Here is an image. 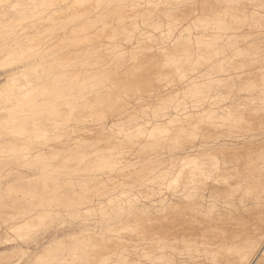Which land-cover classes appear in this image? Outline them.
<instances>
[{
    "label": "bare ground",
    "instance_id": "bare-ground-1",
    "mask_svg": "<svg viewBox=\"0 0 264 264\" xmlns=\"http://www.w3.org/2000/svg\"><path fill=\"white\" fill-rule=\"evenodd\" d=\"M14 153L10 264H264V0H0Z\"/></svg>",
    "mask_w": 264,
    "mask_h": 264
},
{
    "label": "rangeland",
    "instance_id": "rangeland-1",
    "mask_svg": "<svg viewBox=\"0 0 264 264\" xmlns=\"http://www.w3.org/2000/svg\"><path fill=\"white\" fill-rule=\"evenodd\" d=\"M54 27V26H53ZM48 28H50L49 26H48ZM41 34H43L42 32H40L39 33V35H41ZM20 68V67H19ZM18 69V67H16V70ZM20 155H21V153H19ZM19 154L17 153V155L14 153V162H12L13 160H12V158H10V155H12V154H10V155H7V156H9V158L7 157V156H5L6 157V159H5V157H4V159L6 160L5 162H3V158H1L0 159V168H2V170L0 171L2 174H3V180H11L12 179V177L13 178H15V177H17L16 176V174H14V172H15V170H18V171H22L21 173H26V174H31V173H33V172H35V171H37V169H39L40 167H42L43 166V169L44 170H47V168H46V164H47V162H49V160L47 161V159L49 158V157H58L59 155H61V154H57V155H54V156H51V154H49L48 156H46L44 153V155L46 156V158H45V156L42 154V156L46 159H44V160H42L41 162H40V158H38L37 156H35V158H33V157H30V156H32L31 154H28L27 156H28V158H26L25 159V161H24V159L22 160V155L21 156H19ZM30 155V156H29ZM41 156V157H42ZM11 157H13V155L11 156ZM19 157H21V160H20V158ZM36 157H37V160H36ZM59 157H61V156H59ZM24 158V157H23ZM30 158V159H29ZM32 158V159H31ZM10 159V160H9ZM39 159V160H38ZM35 163V165H33L32 166V164H34L32 161ZM17 161V162H16ZM24 162V163H21V165L22 166H18V163H19V165H20V162ZM27 161V162H26ZM11 162V163H10ZM30 162V163H29ZM37 162V163H36ZM39 162V163H38ZM57 162L59 163L60 161L57 159ZM3 163V164H2ZM27 163H28V165L30 164V166H32V167H29L28 168V166H27ZM53 163H56V160L53 162ZM5 164V166H3ZM10 164V165H9ZM14 164V166H13V168H12V165ZM15 164H17V166H15ZM23 164H25V165H23ZM38 164H40V166L38 165ZM42 164V165H41ZM45 165V166H44ZM1 166H3L4 167V170H3V167H1ZM24 167V168H23ZM25 167H27L28 169H26ZM39 167V168H38ZM8 169V170H7ZM14 170V172H13V174H11V175H13V176H9V177H5L8 173H10L9 172V170ZM8 172H7V171ZM12 170V171H13ZM5 171V172H4ZM6 173V174H5ZM26 181V180H25ZM23 182V185H22V183H21V186H17L16 188H18V187H20V188H26L27 189V198H28V195H32V193L31 192H29L31 189H32V185L31 184H29V183H26V182ZM28 181V180H27ZM26 183V184H25ZM111 183V182H110ZM17 184L18 185H20V183H18L17 182ZM29 185H31L30 187H28ZM26 186V187H25ZM41 186V185H40ZM108 186V185H107ZM106 186V187H107ZM110 186H112V184H110L108 187H110ZM36 187H39V186H36ZM125 187H127V186H125ZM29 190V191H28ZM13 194V191L12 190H10V192H9V194L8 193H6V198H7V200H5V198H3L2 199V201H0V264H10V262H12V263H16V261H17V259H18V254H19V252L17 253H14L13 251H12V249L10 248L11 247V245L12 244H10V242H12V241H10V240H7L6 242H3L2 240H3V238L4 237H10V236H15L16 234H19V231H17V230H15V229H13L12 230V228H10V229H6L5 227H9L10 225L12 226L13 224H15V225H17L15 222H16V219L14 218V216L12 217V215L11 214H13V213H17V214H20V211H21V205L19 204L18 205V203L20 202L19 200H15V201H13V200H11V199H9V197L11 196V194ZM30 197V196H29ZM9 200L12 202V204L9 202ZM21 202H23V201H21ZM20 202V203H21ZM28 202V201H27ZM10 203V204H9ZM4 204V205H3ZM15 204H16V207H15ZM22 204H25V202H23ZM7 206V207H6ZM10 206H14V209H10ZM3 207V208H2ZM6 207V208H5ZM2 210V211H1ZM11 211V214L9 213ZM73 215H71V216H68V215H64V216H60L59 218L58 217H56V218H54L52 221H51V223H50V225L49 224H47V223H43L44 225H42V224H40V225H37V226H39V227H37V226H35V228H31L32 229V231H28L29 233L30 232H32V233H30V235L32 234V236H31V238H33V242L36 240V239H39L41 236H40V233L43 231V230H45V229H48L47 230V232H49V233H54V232H57L59 229L57 228V227H60V226H65L69 221H72L73 219V217H72ZM61 217H62V219H61ZM71 217V218H70ZM68 218H69V221H68ZM60 220V221H59ZM53 222V223H52ZM62 222H63V224H62ZM4 223H6L5 225H4ZM61 224V225H60ZM36 227H37V229H36ZM42 227V228H41ZM3 228H4V230H3ZM30 230V229H29ZM35 230V231H34ZM4 231V232H3ZM42 234V233H41ZM60 235V234H59ZM61 236V235H60ZM15 242V241H14ZM14 242H12V243H14ZM41 251H39V250H36V249H31L30 251H27V254H26V256L24 257V259L21 261V263L20 264H43L41 261H38V259L36 258V255H38L39 253H40ZM85 256H83L82 258H84ZM37 260H36V259ZM85 258H87V257H85ZM45 263V262H44ZM46 264V263H45Z\"/></svg>",
    "mask_w": 264,
    "mask_h": 264
}]
</instances>
